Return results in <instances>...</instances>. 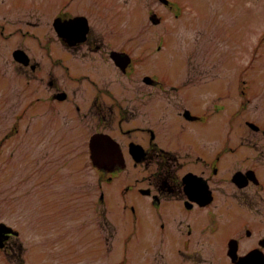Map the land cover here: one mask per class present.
I'll use <instances>...</instances> for the list:
<instances>
[{
	"label": "rangeland",
	"instance_id": "rangeland-1",
	"mask_svg": "<svg viewBox=\"0 0 264 264\" xmlns=\"http://www.w3.org/2000/svg\"><path fill=\"white\" fill-rule=\"evenodd\" d=\"M3 1L0 0V222L16 228L20 236L13 238L15 257L0 250V264H165L166 258L152 251L161 241L148 240L149 198L138 189L137 179L147 175L146 167H136L131 161L125 171L114 173L111 181L105 180L104 203H100L99 173L89 161L84 119L80 113L73 116L57 107L49 109L48 115H40L39 104L35 103L39 91L36 72L28 69V75L19 74L12 61L17 47L25 49L31 63L38 60V48L44 52L38 41L52 23L51 11L31 7L44 0ZM172 1L174 11L160 7L158 0H116L119 9L94 7L87 11L92 18V33L106 43L126 48L141 59L139 67L147 64L157 79L178 81L189 69L200 74L204 105H212L214 90H222V97L227 88L232 90L231 86L240 98L243 83L248 85V93L261 92L233 121L238 98L230 102L227 98L216 100L213 106L219 107L220 113L210 115L205 123H188L181 128L182 141L211 138L214 129H228L230 122L235 127L232 137H263L248 128L245 121L264 128V42H260L264 38V0ZM45 3L43 6L51 8L55 0ZM19 5L30 8L26 13L16 11ZM10 7L12 12L4 20L3 13ZM152 8L165 13L163 23H151ZM49 35L54 33L50 31ZM219 74L226 76L216 82ZM84 90V86L78 88L79 102L84 101ZM43 122L41 129L39 124ZM174 122L185 126L177 116L170 127ZM220 134L228 137L223 131ZM112 135L117 140L121 138L120 130ZM166 256L169 259L167 253Z\"/></svg>",
	"mask_w": 264,
	"mask_h": 264
},
{
	"label": "flooded vegetation",
	"instance_id": "flooded-vegetation-1",
	"mask_svg": "<svg viewBox=\"0 0 264 264\" xmlns=\"http://www.w3.org/2000/svg\"><path fill=\"white\" fill-rule=\"evenodd\" d=\"M158 1L160 7L175 10L172 2ZM43 4L45 0L31 7L51 11L52 23L38 41L44 52L38 48L35 63L26 57L24 62L12 61L19 74L28 75V69L36 72L40 115L57 107L73 116L80 113L84 119L89 161L99 173L100 203H104L105 180L125 171L131 161L136 167L144 165L147 175L137 182L139 192L149 198L148 240L161 241L152 251L166 258L165 264H264V130L263 137H232L234 122H230L228 129H214L211 138L182 141L180 135L188 123L202 124L210 115L220 113L219 107L213 106L216 100H236L233 86L222 97V90H214L212 105H204L200 74L189 69L178 81L157 79L147 64L139 67L141 59L126 48L93 34L87 11L94 7L119 9L116 0H55L51 8ZM11 8L3 13L4 20ZM28 8L19 5L15 10L26 13ZM27 23L34 26V22ZM68 25L69 35L63 34ZM222 76L226 75L219 74L215 81L220 82ZM179 81L182 83L177 84ZM81 86L85 88L83 102L77 98ZM247 87L243 83L240 88L232 121L251 103ZM176 116L185 126L174 122L170 127ZM13 126L17 129L16 122ZM115 130H120V140L112 135ZM220 131L228 137H221ZM96 137L97 145L93 146ZM138 156L140 160L135 159ZM210 197L212 200L205 203ZM8 240L5 253L14 258L15 243L11 236Z\"/></svg>",
	"mask_w": 264,
	"mask_h": 264
},
{
	"label": "water",
	"instance_id": "water-1",
	"mask_svg": "<svg viewBox=\"0 0 264 264\" xmlns=\"http://www.w3.org/2000/svg\"><path fill=\"white\" fill-rule=\"evenodd\" d=\"M151 20L154 22V23H158V22H160V17H158L157 16V14L156 13H153L152 15H151ZM70 27H71V25H68V26H64L63 27V34H66V35H69V33H70ZM87 30L88 29H85V31L83 32V34H84V36H85V33H87ZM82 40H85V37H83V39ZM16 54H18V56H17V58L20 60V59H23L24 58V56L26 57L27 55L25 54V52L24 51H22V50H18L17 52H16ZM95 145H97V137L94 139V144H93V146H95ZM134 150V149H133ZM135 159H137V160H140V157L138 156V157H135ZM211 199H209V201H210ZM5 232H13V233H15V234H17V231H14L12 228H10V227H8V226H6L5 224H0V245L1 246H3V237H2V235L5 233Z\"/></svg>",
	"mask_w": 264,
	"mask_h": 264
}]
</instances>
